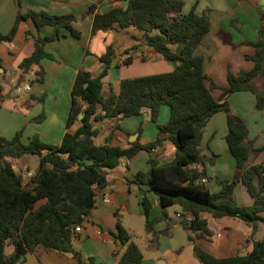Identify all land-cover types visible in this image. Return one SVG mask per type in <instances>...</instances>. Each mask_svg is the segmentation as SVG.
I'll list each match as a JSON object with an SVG mask.
<instances>
[{
	"label": "trees",
	"instance_id": "16d2710c",
	"mask_svg": "<svg viewBox=\"0 0 264 264\" xmlns=\"http://www.w3.org/2000/svg\"><path fill=\"white\" fill-rule=\"evenodd\" d=\"M114 3L102 12H95V6L91 5L83 16L93 15L91 34L128 28L141 33L139 42L123 52L126 58L115 67L131 64V51L144 47L161 55L175 68L166 74L122 80L117 93L110 91L103 96L102 79L116 59L113 47L108 46L98 58L104 69L97 77L91 78L82 71L75 76L65 124L68 129L78 121L80 125L74 132H66L58 145L45 144L37 136L22 144V131L9 140L0 137V264H16L38 247L59 254L70 253L80 264L78 254L72 249V240L77 234L74 228L81 227L89 216L95 190L107 186V173L115 169L122 158L130 159L140 150L149 152L159 143L156 139L143 146L133 144L131 148L120 149L108 144V136L103 144L97 145L94 143L98 133L95 123L138 116L144 108L154 119L162 106L169 108V120L159 127V132L167 134L174 145V158L162 165L149 159V171L138 173L127 181L128 185L137 186L141 194L146 233L154 235V226L161 221L167 222L168 229L164 209L177 206L182 216L177 224L187 233L193 256L199 264H264V238L253 242L245 255L236 253L221 259L195 244L198 238L212 236L205 216L220 219L228 213L244 214L252 219L248 224L252 233L256 231L257 223L264 221L260 217L264 212V163L249 164V160L264 152V148L253 147L247 139L245 124L230 112L226 102L228 95L248 91L256 98L255 109L262 107L264 92L259 91L257 84L264 85V12L258 40L252 44L255 54L247 57L253 68L236 76L229 74L228 87L222 89V101L217 102L211 95L215 86L203 73V60L194 54L209 30L206 13L199 16L190 10L183 14L180 0H114ZM26 19L32 22L37 34L45 26L52 31L45 37L35 38L32 54L18 64L21 70H28L43 59L52 60L44 47L58 40L62 30L75 38L80 37L72 27L76 20L74 16L28 11L24 15L17 14L11 30L5 35L0 33V42H10L18 23ZM41 75L42 71L36 73V81ZM219 112L226 116L225 141L234 158L235 171L230 181L218 182L220 190L211 194L205 184L199 182L206 161L200 154L199 145L208 120ZM79 115H82L81 119H78ZM36 119L39 122L41 116ZM25 155L39 158L37 170L27 183H23V175L8 161ZM208 162L212 164L213 161ZM239 183L253 201L250 207H238L234 202L233 191ZM142 186L157 197L163 209L158 217L149 218L151 206ZM41 200L45 202L35 208ZM186 216L190 217L189 222L184 220ZM115 229V240L125 247L115 264H140L141 252L130 240L129 233L119 221ZM7 247L12 248L9 255L5 253Z\"/></svg>",
	"mask_w": 264,
	"mask_h": 264
},
{
	"label": "crops",
	"instance_id": "0c3cea01",
	"mask_svg": "<svg viewBox=\"0 0 264 264\" xmlns=\"http://www.w3.org/2000/svg\"><path fill=\"white\" fill-rule=\"evenodd\" d=\"M180 1L183 2V14L193 10L196 15H208L209 30L194 54L202 58L203 73L215 86L211 91L213 99L222 101V89L228 87V75L236 76L241 71L247 72L253 68V63L247 57L255 54L252 44L258 40L264 0ZM113 3L114 0H0V33L3 35L11 30L17 14L24 15L28 11H43L57 16L72 15L76 18L72 27L80 34L79 38H75L70 32L62 30V36L58 40L47 43L44 47L53 59H43L25 71L19 69L18 64L32 54L35 38L49 35L52 29L45 26L37 34L32 22L26 19L18 23L10 42H0V137L9 140L16 132L22 131V144H27L31 137L37 136L45 144L58 145L66 132H74L80 125L78 121L68 129L65 124L75 76L82 71L91 78L97 77L104 69L98 58L108 46L113 47L116 59L102 79L103 96L110 91L117 93L118 84L122 80L173 71L174 64L166 62L161 55L144 47L142 51H138L142 47L133 50L137 51L134 55L131 51V64L115 67L116 63L119 64L126 58L122 55L123 52L139 42L140 35L134 36L125 30L98 31L91 34L93 15L83 16L91 5L95 6V12H102ZM122 39L129 43L119 49L117 44ZM39 71H42V75L36 81V73ZM21 84H24L23 87ZM15 86H18L19 93L22 88L27 96H18L17 90H12ZM26 86L28 90H24ZM9 91L11 93L6 98ZM226 102L230 112L245 124L247 139L253 147L264 148V101L261 109L256 110L255 96L248 91H239L228 95ZM39 116L41 120L37 122L36 118ZM168 120L169 108L162 106L154 119L151 118L150 111L144 108L138 116L105 119L95 123L98 133L94 143L97 145L103 144L108 136V144L120 149L131 148L133 144L143 146L156 139H159V143L149 152L140 150L130 159L122 158L118 166L107 173V186L103 190H95L94 206L80 227V232L74 234L72 240V249L78 254L80 264H91V261L92 264L116 263L125 249L113 236L116 234L117 221L129 234L134 220L141 221L144 228L141 194L137 186L128 185L127 181H131L138 173H147L149 159L155 160L159 165L173 160L175 147L167 134L159 132V127L164 126ZM226 134V116L221 112L214 114L203 129L199 145L200 154L206 159L202 178L206 180L205 186L211 194L220 190L218 182L230 181L235 171V161L225 141ZM208 160H212V164ZM8 161L17 173L25 176L28 172H36L39 158L36 155H25ZM262 163L264 152L249 160L251 165ZM23 183L27 181L24 180ZM141 188L151 206L149 218L158 217L163 209L157 197L147 192L145 186ZM105 197L108 199L107 203L103 202ZM233 199L238 207H250L253 203L240 183L234 188ZM44 202L39 201L35 208ZM164 213L166 214L165 209ZM260 217L264 219V212ZM205 218L212 236L198 238L195 244L215 258H228L236 253L245 255L250 251L253 242L264 238V221L249 235L251 226L247 223L241 226L229 222L226 220L229 218L227 216L220 219L209 216ZM161 223L166 225L164 221L156 225ZM174 232L179 240L174 242V233L170 240L174 245L185 249L184 264H199L193 256L192 243L188 241L187 233L180 226ZM146 243L149 244L150 241ZM150 245L153 247L157 243ZM84 247L92 249V253L87 255L90 262H85L84 255L82 256ZM239 249L241 251L237 252ZM47 252L62 255L38 247L34 253L25 254L22 261L16 264H27V257L35 259V255L42 256L37 264H49L45 259ZM62 256L75 260L70 253ZM75 263L78 264L76 260ZM164 264L174 263L168 261Z\"/></svg>",
	"mask_w": 264,
	"mask_h": 264
},
{
	"label": "rangeland",
	"instance_id": "374dc122",
	"mask_svg": "<svg viewBox=\"0 0 264 264\" xmlns=\"http://www.w3.org/2000/svg\"><path fill=\"white\" fill-rule=\"evenodd\" d=\"M125 32H129L130 34H133L134 36L141 37V33L138 31H135L132 28H128L125 30ZM127 35V33H126ZM138 39H140L138 37ZM129 42L126 39H122L118 42L117 47L120 49L123 46L127 45ZM24 84H21V87H23ZM257 88L262 93L264 92V85L262 83L257 84ZM116 89V86L115 88ZM21 98L23 96H27V93L22 90L18 94ZM26 173V172H25ZM28 181V178L23 176V181ZM165 212L168 217V224L169 228L166 229L167 222L164 224H158L154 226L155 234H148L143 228V224L141 221H133L131 225V231H130V240L138 247L139 251L142 255V260L140 264H158V262H162L163 264L172 261L174 264H184L185 263V249L183 250L181 247L174 245L172 241L170 240L171 235H174V242L178 241L177 236H175V229H179V225L177 224V219L175 217V213H180L179 208L177 206H171L165 209ZM229 222H235L237 224H240L241 226H244L246 223H241L240 220L234 219V218H226ZM261 222L257 223L260 224ZM258 226V225H257ZM252 235V228L250 227V234ZM146 241H150V243L156 242V246H151L150 243L147 244ZM252 246L250 247L251 250ZM82 256L84 255L85 262H90L88 260L87 255L92 253L91 247L83 248ZM181 251V252H180ZM241 250H237V252H240ZM5 252L7 254L12 253V248L7 247L5 249ZM45 259L48 261L49 264H76L75 260H69L66 257H63L62 255H54V253L47 252ZM33 258V259H31ZM27 257V264H37L38 260L40 261L42 256L35 255L34 257ZM35 260V261H34ZM37 262V263H36ZM92 264V261L90 262Z\"/></svg>",
	"mask_w": 264,
	"mask_h": 264
},
{
	"label": "water",
	"instance_id": "95a60500",
	"mask_svg": "<svg viewBox=\"0 0 264 264\" xmlns=\"http://www.w3.org/2000/svg\"><path fill=\"white\" fill-rule=\"evenodd\" d=\"M142 49H143V48H139L138 51H142ZM136 52H137V51H133L132 54L134 55ZM85 86H86V84L84 85V87H85ZM17 88H18V86H15V87H13L12 90H13V91H16ZM12 90H11V91H12ZM11 91H9V92L6 94V98L10 95ZM81 117H82V115H79V116H78V119H81ZM96 169H98V168H96ZM226 216L229 217V218H236V219L240 220L241 222H243V223H247V224H249V223L252 222V219H251L250 217L244 215V214L228 213ZM22 259H23V258H20L19 261H22ZM158 264H163V263H162V262H158Z\"/></svg>",
	"mask_w": 264,
	"mask_h": 264
},
{
	"label": "built area",
	"instance_id": "2783aa9c",
	"mask_svg": "<svg viewBox=\"0 0 264 264\" xmlns=\"http://www.w3.org/2000/svg\"><path fill=\"white\" fill-rule=\"evenodd\" d=\"M24 90H28V87L26 86V87L24 88ZM17 93H19V89L17 90ZM102 114H103V113H102ZM32 175H33V174H32V173H29V172L25 174V176H26L27 178H30ZM199 182L205 184V183H206V180H205L204 178H200ZM103 202L107 203V202H108V199L105 197V198L103 199ZM175 217H176L177 220H179L182 216L178 213V214L175 215ZM184 220H185L186 222H189V221H190V217H189V216H186V217L184 218ZM80 230H81L80 226H76V227L74 228V233H79Z\"/></svg>",
	"mask_w": 264,
	"mask_h": 264
}]
</instances>
